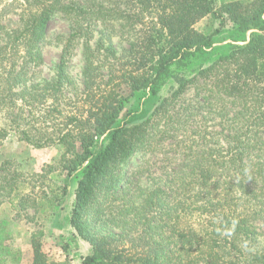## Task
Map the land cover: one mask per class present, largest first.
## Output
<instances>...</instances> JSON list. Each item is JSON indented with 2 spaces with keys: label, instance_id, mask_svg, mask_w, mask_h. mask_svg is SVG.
<instances>
[{
  "label": "trees",
  "instance_id": "trees-1",
  "mask_svg": "<svg viewBox=\"0 0 264 264\" xmlns=\"http://www.w3.org/2000/svg\"><path fill=\"white\" fill-rule=\"evenodd\" d=\"M215 3L0 0V145L12 131L35 147H62L31 173L2 161L0 202L34 213L60 205L67 185L51 173L81 168L68 215L92 250L80 264H264V0L223 2L218 14ZM56 14L70 32L54 75L35 81ZM207 15L218 25L195 28ZM97 26L126 41L120 52L102 30L90 43ZM227 29L243 43L213 47ZM80 44L81 88L68 71ZM168 80L148 113L120 118L129 96L156 97ZM42 235H31V264H71L49 261Z\"/></svg>",
  "mask_w": 264,
  "mask_h": 264
},
{
  "label": "rangeland",
  "instance_id": "rangeland-1",
  "mask_svg": "<svg viewBox=\"0 0 264 264\" xmlns=\"http://www.w3.org/2000/svg\"><path fill=\"white\" fill-rule=\"evenodd\" d=\"M227 1L230 0H216L215 14L221 12V4ZM15 18L14 15H10L11 25L15 24ZM218 22V18L207 15L195 24V28L200 31H208L216 27ZM94 30L93 38L90 41L92 45H95L101 30L104 31L103 40L106 39L107 33L111 35V29L103 28L102 26H97ZM251 31L248 30L242 34V38L244 36V39L247 40ZM69 32V21L60 14L54 15L49 21L46 30V40L41 44L43 63L35 69V81L49 79L54 75L55 67L61 54L63 39ZM231 35L230 29L225 30L222 37L214 42L213 47L218 48L227 43H234L235 41L229 38ZM235 35L237 34L235 33ZM107 41L105 40V44H107ZM110 41L118 52L126 45V41L117 33L111 35ZM235 43L241 44L243 41ZM207 50L209 51V49ZM219 52L218 49L214 50L211 57ZM204 58H199L188 64L185 67L188 74L193 73L199 63L202 64L203 62L205 64L212 59L208 57L204 60ZM83 66L82 45L80 44L75 48L68 63V71L79 88H81ZM171 84H173L171 80L163 84L156 97H151L148 90L129 96L120 118L124 119L127 113H136V108L138 113H148L152 109L153 103H157L161 97L168 94ZM0 124H6V120L1 116ZM103 142L104 136H101L97 145L93 147V151H97L103 145ZM61 151L62 147L57 145L32 146L25 141L19 140L15 133L10 131L0 145V164L6 159H10L13 161L15 169L24 173H31L39 171L45 163H55ZM140 160V155H135L131 158L128 166L134 168ZM80 169L78 168L70 175H66L65 172L59 170L51 173L54 182L58 184L66 183L67 185V192L62 196L60 205H40L38 212L34 213L31 207L26 210H17L7 200L0 202V264H31L33 256L31 235L39 230L43 231V235L40 237L41 248L46 253L49 261H68L71 264H80L81 257L91 253V246L77 238L68 223L73 190Z\"/></svg>",
  "mask_w": 264,
  "mask_h": 264
}]
</instances>
